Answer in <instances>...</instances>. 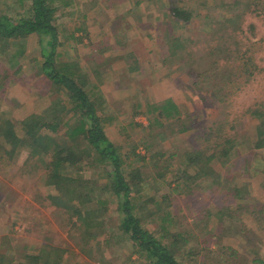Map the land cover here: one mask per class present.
Segmentation results:
<instances>
[{
    "label": "rangeland",
    "instance_id": "obj_1",
    "mask_svg": "<svg viewBox=\"0 0 264 264\" xmlns=\"http://www.w3.org/2000/svg\"><path fill=\"white\" fill-rule=\"evenodd\" d=\"M52 4L58 8L57 61L69 73L76 66L86 76L100 124L120 149L121 173L142 227L157 236L172 228L181 234L183 264H222L210 249L218 255L223 248L234 252L236 264H250L251 250L264 261V214L256 210L264 205V117L253 114L264 113V0ZM27 9L23 0H0L2 16L21 18ZM179 10L185 11L181 18L191 14L184 25L175 23ZM175 37L183 43L172 54L168 39ZM21 40L11 47L0 40V122L9 123L13 135L0 146V264L23 262L41 246L60 249V264H147L119 229L118 199L109 191L99 196L111 180L93 150L84 151L89 166L80 174L63 175L58 190L45 186L40 145L49 137L63 140L42 130L30 141L21 122L53 113L62 94L41 75L37 36ZM241 61L246 64L236 77L230 66ZM57 119L63 130L79 117L68 109ZM184 128L191 129L180 132ZM227 140L233 147L223 158L219 150L230 147L224 146ZM76 144L86 145L83 139ZM194 150L202 152L199 167L178 156ZM164 166H170L168 173L158 176ZM75 186H95L90 202L81 206L93 213L92 229L76 223V201L58 205V192ZM228 194L233 198L225 200Z\"/></svg>",
    "mask_w": 264,
    "mask_h": 264
},
{
    "label": "trees",
    "instance_id": "obj_2",
    "mask_svg": "<svg viewBox=\"0 0 264 264\" xmlns=\"http://www.w3.org/2000/svg\"><path fill=\"white\" fill-rule=\"evenodd\" d=\"M53 1L54 0H23L28 9L27 15L21 18H10L0 14V40L7 47H11L12 43H17L20 39L24 40L32 35L37 36L40 45L41 75L51 81L57 88V92L62 94V97L58 100L59 108L53 113L49 115H31L21 122L24 137L30 141H34L42 130H46L54 135L57 134L61 136L60 138L63 140L59 142L56 141L55 137H49L40 145V154L46 161L44 176V182L46 180L45 186L48 189L58 190L60 178L63 175L71 176V171L80 174L89 166V164L85 162L86 158L84 156V151L91 150L92 152L93 150L96 154L98 164L103 165L108 180H111L107 182V187L101 186L102 188L99 196H101L104 191H109L118 199L117 210L120 211L122 215L119 222V229L128 237L138 258L144 259L147 264H183L184 260H180L177 244L179 243L178 238H180V241H183L184 238L181 239V234H174L172 228L173 217L167 219L170 220L168 223L169 227L172 228L170 232L166 233V235L164 233L162 236H157L152 230L144 229L141 225L140 218L133 213L132 201L129 196L133 190L125 182L124 176L121 173L122 161L119 152L120 149L107 138L100 124V117L94 106L95 103L89 98L85 89L88 84L86 76L81 74V71L79 73L76 66L74 69L76 72L73 70V73H69V69H67L66 66H61V63L57 61L58 54L56 53V48L59 44V38L55 26V13L58 11V8L53 6ZM183 11L179 10L177 12L178 16L175 19V23L178 21H185L180 24L184 25L191 17V14L186 15L185 13L186 17L181 18L185 12ZM44 40L47 41L46 45H42L41 43V41L44 42ZM180 43L182 44L183 41L177 37L168 39L169 52L174 54L171 49L173 47H175V50L181 48ZM20 52L22 53V51ZM172 54H169V57H171ZM245 64L246 62L241 61L237 66H230L231 69L233 68L238 73L236 77L241 76V70L245 67ZM220 69H222L223 73L228 72L226 66H222ZM215 83H217V87L218 85H222V82L217 77L214 84ZM221 90V87L217 89L218 92ZM68 109H72V111L78 113L79 119L75 124L67 126L62 130L57 119L58 112L61 114V112L64 113L68 111ZM253 114L258 118L264 117V113L258 110H254ZM188 129L191 128H184L180 132L189 131ZM11 130L12 126L9 123L0 122V142H4H1V147H4L5 144L7 145L11 141L13 136ZM207 132L209 131L207 130ZM204 133H206L205 129ZM206 138H204V140ZM79 139L85 140L86 145L83 149L76 144V141ZM225 145H230V147H224L219 150V154L223 158L229 155L233 143L227 140L224 146ZM192 152H185L178 156L184 159L186 158L189 166L199 167L201 164L202 152H196V150ZM174 156V153H170L169 158L173 160ZM210 160H212V156L207 157L205 161L207 163ZM169 168L170 166L161 167V172L158 176H163L168 173ZM83 182L85 183L86 181L83 180ZM75 183L77 185L79 181H75ZM91 184L94 183L92 182L90 185ZM94 187L95 186H90V188L85 191L77 190L75 186L69 191L64 190L58 192L60 197L62 196L61 204H58L60 207H62V204L64 206L67 202L76 201L77 206L73 207L72 213L78 217L76 223L80 222L79 225L86 226L85 229H92L95 227L93 223V213L81 211V206L90 202V196L95 191L93 189ZM134 192L137 193L136 191ZM65 194H68L69 197L63 198ZM237 197V195H234L235 200ZM229 198H233V194H228L225 200ZM256 208L257 212L264 214V205H259ZM145 209L148 208L145 207ZM203 218L204 216H202L201 221L204 220ZM260 225L261 224L257 225V231L261 230L262 225ZM174 238H176V240H174ZM222 251L225 258H220ZM210 252V254L214 252V256H217L220 260L224 259L227 262L222 264H236L234 252L227 248H223L218 255L217 253L215 254L214 249H210ZM249 252L252 254L250 264H264V261L259 258V254H256V252L252 250ZM61 260L62 256L60 249L51 246H41L33 253L27 254L23 262L17 264H60Z\"/></svg>",
    "mask_w": 264,
    "mask_h": 264
},
{
    "label": "crops",
    "instance_id": "obj_3",
    "mask_svg": "<svg viewBox=\"0 0 264 264\" xmlns=\"http://www.w3.org/2000/svg\"><path fill=\"white\" fill-rule=\"evenodd\" d=\"M87 21L89 20V17H84ZM115 27V26H114Z\"/></svg>",
    "mask_w": 264,
    "mask_h": 264
}]
</instances>
